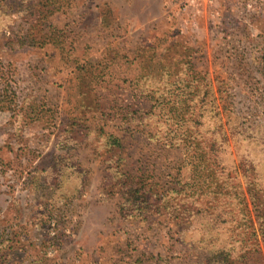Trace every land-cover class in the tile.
Returning a JSON list of instances; mask_svg holds the SVG:
<instances>
[{
	"label": "rangeland",
	"instance_id": "374dc122",
	"mask_svg": "<svg viewBox=\"0 0 264 264\" xmlns=\"http://www.w3.org/2000/svg\"><path fill=\"white\" fill-rule=\"evenodd\" d=\"M191 137L223 187H193ZM249 187L264 0H0V264H208L221 240L240 259L242 198L258 247L236 264H264Z\"/></svg>",
	"mask_w": 264,
	"mask_h": 264
},
{
	"label": "trees",
	"instance_id": "16d2710c",
	"mask_svg": "<svg viewBox=\"0 0 264 264\" xmlns=\"http://www.w3.org/2000/svg\"><path fill=\"white\" fill-rule=\"evenodd\" d=\"M180 112H183V108L180 109ZM176 120L177 121H183V115L182 114H178L176 116ZM190 135L193 136V134L191 133ZM192 139V140H191ZM191 142L190 146L194 145L193 150H196V153L194 154L195 157L198 162L197 164L194 166L197 173H198V178H197V182L196 184L193 186L199 190L204 189L205 187L207 189L210 188H214L215 190L219 189L221 186L223 187V181H219V179H217V175L215 173V170L210 168L209 164L207 163V160L204 156V154L201 153L200 151V147L197 144H192L195 143L194 141H196L195 137H191V138H186V140H184L181 143H184L185 146L188 147V149H191V147L188 146L187 142ZM107 144L108 146H119V141L116 138L113 137H109L107 140ZM111 151V149H110ZM192 152V151H191ZM109 164V169L113 172L116 168V163L114 160H106ZM57 169H62L63 171L60 174L61 175H68L70 174V169L68 167H66L65 162H60L57 166ZM62 178V177H61ZM254 187V186H251ZM133 189L130 188V190L128 191V193H132ZM176 193H180V192H176ZM139 190H135V193L133 194L134 196H139ZM248 194L250 197V201H251V206L254 209V212L256 213V219L257 222L259 223V233L264 241V197L262 198L261 196V190H257V189H252L249 187L248 190ZM261 196V197H260ZM139 199H141V197L139 196ZM216 200V199H215ZM141 200H132L129 199L128 200V204L130 205L129 208H127L126 211H123L121 213H123V215H128L130 213L129 216H132V213H138V212H142V209L144 207L149 208V199L147 196H144V200L143 202H140ZM181 200L178 201V203L176 204L175 207H178L179 203ZM241 204H243V208H242V216H243V220L246 221L247 224H249V228L246 227V229H248L247 231L244 229L241 230L240 233H238L236 235L238 242H239V247L241 249V251L243 252L242 255L240 256V259H238L235 256V252L234 250L236 249L233 246L230 245H226L224 244V242L219 238V241L221 240V242H219L218 246L215 247V249L210 253V257L208 259V264H236V262L238 261H242L244 258H246L247 253L252 252L253 250L257 249L258 244H252L251 242L248 243V237H255L257 235L256 231L253 230V224L251 221V215L249 213L248 210V204L246 203V201L242 198ZM169 207H171V205L169 204ZM175 207L173 208L174 212L176 213ZM181 211H184L183 207H179ZM133 211V212H132ZM231 211V210H230ZM222 213V214H220ZM230 212L226 211V210H222L221 212H219L216 215H213V221H217L220 222L221 224H225L226 220H223V216L225 215H229ZM194 220H196L198 223H202V220L200 218V215H192L189 214ZM177 221H185L188 220L189 221V217H187L186 215L181 216V214H177L176 218ZM220 223L218 225H220ZM249 232L250 235H249ZM218 235L220 234L219 230H218ZM230 239L233 241V237H230ZM235 242V241H234ZM231 244V243H230Z\"/></svg>",
	"mask_w": 264,
	"mask_h": 264
},
{
	"label": "built area",
	"instance_id": "2783aa9c",
	"mask_svg": "<svg viewBox=\"0 0 264 264\" xmlns=\"http://www.w3.org/2000/svg\"><path fill=\"white\" fill-rule=\"evenodd\" d=\"M188 4L193 3L194 0H186Z\"/></svg>",
	"mask_w": 264,
	"mask_h": 264
},
{
	"label": "crops",
	"instance_id": "0c3cea01",
	"mask_svg": "<svg viewBox=\"0 0 264 264\" xmlns=\"http://www.w3.org/2000/svg\"><path fill=\"white\" fill-rule=\"evenodd\" d=\"M109 10V9H108ZM109 15H110V12H109ZM102 19V18H101Z\"/></svg>",
	"mask_w": 264,
	"mask_h": 264
}]
</instances>
